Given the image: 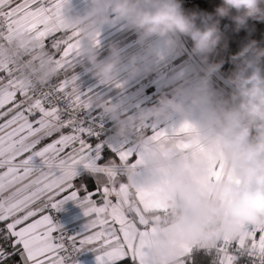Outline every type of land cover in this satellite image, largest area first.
<instances>
[{"label":"snow or ice","instance_id":"snow-or-ice-1","mask_svg":"<svg viewBox=\"0 0 264 264\" xmlns=\"http://www.w3.org/2000/svg\"><path fill=\"white\" fill-rule=\"evenodd\" d=\"M65 3L0 0V42L17 32L32 33L57 67L55 79L35 86L18 66L0 60V110L12 104L0 111V193L14 189L0 198V264H78L75 255L83 248L97 253V264H145V238L156 230L148 227L144 212L163 206L155 192L137 189L142 207L130 209L122 169L140 162L131 147L114 149L118 162H99L103 145L89 139L98 132L78 118L90 107V95L80 90L73 73L79 33L63 26ZM58 33L63 35L55 38ZM66 200L79 204L87 217L81 233L68 235L50 214ZM245 228L244 238L224 237L210 248L196 250L181 242L184 264H208L198 259L200 253L214 257L213 264H237L242 253L253 264H264V227Z\"/></svg>","mask_w":264,"mask_h":264},{"label":"clouds","instance_id":"clouds-1","mask_svg":"<svg viewBox=\"0 0 264 264\" xmlns=\"http://www.w3.org/2000/svg\"><path fill=\"white\" fill-rule=\"evenodd\" d=\"M232 16L237 29L249 18L264 19V0H222L212 13H187L181 0H91L84 14L66 8L63 25L81 35L79 55L101 78L111 80L120 61L115 45L104 60L98 59L97 33L115 16L146 37H189L192 51L207 59L221 42L218 17ZM199 20V23L197 22ZM42 52L40 41L21 33L0 42V60L16 65L23 79L35 86L54 79L57 67ZM27 57V59H25ZM37 57V62H33ZM235 68L228 77L230 94L212 87V75L223 60L208 63L198 81L179 98L162 96L159 104L140 113L143 120L168 110L195 113L192 121L203 152L198 156L156 149L145 157L149 182L161 184L173 210L167 226L204 243L222 237L239 239L244 226L264 227V46L252 40L230 57ZM131 73L137 71L135 55L129 58ZM117 134L127 122L114 110ZM143 142V138H141ZM213 165L219 167L214 172Z\"/></svg>","mask_w":264,"mask_h":264},{"label":"crops","instance_id":"crops-1","mask_svg":"<svg viewBox=\"0 0 264 264\" xmlns=\"http://www.w3.org/2000/svg\"><path fill=\"white\" fill-rule=\"evenodd\" d=\"M15 2L19 3L20 0H15ZM90 5L91 0H66L63 6L62 19L65 8L72 14H84ZM65 30L66 32H78L66 28ZM21 33H27L36 38L34 34L29 32H17L12 38ZM62 35L63 33H58L55 38H59ZM52 39L53 37H50L46 44H50ZM80 39L81 35L79 33L78 57L73 73L78 78L77 83L80 90L90 95V107L86 110L88 112L105 110L110 114L112 121L115 122L111 115L112 110H114L125 121H132L145 128L143 142H128L124 138L105 145L103 138L89 137L91 142L103 145L100 159L104 155L105 146H108V149L111 150L112 156L102 162L103 164L118 162L114 149L118 150L123 145L131 147L138 153L140 162L135 167L130 163L124 164L129 166L127 171L123 172L127 184L132 189L135 199L137 189H148L157 194L160 204L163 206V210L144 212L148 218V227L156 230L155 234L149 232L145 238L148 241L145 252V264H184L186 257L183 250L179 247L181 242L192 246L194 249L210 248L224 237L212 243H204L194 238L186 237L182 233L174 232L167 226V223L162 221L164 211L169 208L168 197L160 183L149 182L145 157L150 153H154L156 149L172 153H190L193 156L200 155L203 152V145L199 142L192 122L195 119V113H180L170 109L158 116L149 115L143 120L140 119V113L148 112L157 106L160 101V94L164 92L165 88H174L169 98H179L182 95H186L199 77L203 75L202 70H200V58L187 48L182 38L179 43L187 52L181 50L178 43H174L172 38L143 36L126 21L113 16L97 33L96 44L99 60L102 61L109 55L112 45H115L120 53V61L113 78L105 80L100 77L95 68L86 59L79 55ZM40 48L42 52L39 55H45L51 59L42 47L41 41ZM133 55L136 57L137 66L135 73L129 71V58ZM212 87L220 94V88L213 81ZM19 98L18 94L17 99ZM11 106L12 104L10 103L6 105L5 109L0 111H6ZM3 122L4 119L0 118V123ZM185 124L188 125V128L181 130ZM157 132H163L164 135L155 137L154 135ZM213 170L214 172H219V167L213 165ZM13 190L9 189L0 193V198L7 197ZM95 199H98V197ZM136 203L139 205L137 199ZM139 206L142 207V205ZM50 214L54 222L61 225L62 230L74 228L76 234L81 233L87 223V217L84 215L83 209L73 200H66L59 209H51ZM126 214L130 219L134 218L132 212H127ZM36 218L39 217L37 216ZM138 227L142 226L138 225ZM244 231L247 235L245 226ZM258 236L259 233H257V239ZM241 238L233 240H240ZM79 252L84 264H97L96 252L90 248L80 249ZM237 264L244 263L241 260H237Z\"/></svg>","mask_w":264,"mask_h":264},{"label":"trees","instance_id":"trees-1","mask_svg":"<svg viewBox=\"0 0 264 264\" xmlns=\"http://www.w3.org/2000/svg\"><path fill=\"white\" fill-rule=\"evenodd\" d=\"M222 3V0H181V5L185 12L187 13H212L215 16V10L217 6ZM235 10H232V13L229 16L218 17L219 19V28L222 34L221 42L217 45L216 49L209 53L208 55H212L217 52H223V64L219 71H217L218 75L222 77L227 83L228 77L233 72L235 65L232 63L230 57L232 54L237 53L246 43L249 41L255 40L261 46H264V19H252L249 18L247 21V25L237 29V26L234 21H232V16L235 15ZM199 23V20L197 21ZM231 23L229 26V30L225 33L224 27L226 24ZM184 40L192 51V41L189 37L183 36ZM193 52V51H192ZM197 55V54H195ZM200 59L202 58L207 63L217 62L219 61L218 57H214L213 59H205L204 57L197 55ZM174 91V88L168 87L164 89V92L160 94V98L162 96H170ZM220 94H223L227 97L230 93L227 91H220ZM104 153L107 155H103L100 159V163L108 160L111 156V150L108 149V146H105ZM89 183H93L89 181ZM200 248H196L199 250ZM19 257H17L18 259ZM198 259L207 260L208 264H213L214 257L207 256L204 253H200ZM120 264H126L125 261H121ZM130 264V262H127Z\"/></svg>","mask_w":264,"mask_h":264},{"label":"built area","instance_id":"built-area-1","mask_svg":"<svg viewBox=\"0 0 264 264\" xmlns=\"http://www.w3.org/2000/svg\"><path fill=\"white\" fill-rule=\"evenodd\" d=\"M181 38L186 44L184 37L181 36ZM178 45L181 50L186 51L180 43H178ZM187 48L189 49L188 46ZM25 59H27V57H25ZM33 62H37L36 57H33ZM200 69L202 70L204 68L200 65ZM53 82H55V80ZM78 118L84 121L85 126L92 127L96 132H98V135L96 137L103 138L105 145H109L116 140L124 138L127 139L128 142H140L141 138H143L145 133L144 127L135 124L132 121H126L128 125L126 132L117 134L116 122L112 121L110 114L105 110H98L94 112L82 110L78 113ZM128 168L129 166L123 165V172H126ZM172 211L173 210L170 208V206L166 211H164L162 216L163 222L167 223L168 217L172 214ZM63 231L68 235L76 234V230L74 228H68ZM75 260L78 261V264H84L83 259L81 257V253L79 251L75 255ZM238 260L243 261L244 264H253V258L247 255L246 253H242Z\"/></svg>","mask_w":264,"mask_h":264},{"label":"rangeland","instance_id":"rangeland-1","mask_svg":"<svg viewBox=\"0 0 264 264\" xmlns=\"http://www.w3.org/2000/svg\"><path fill=\"white\" fill-rule=\"evenodd\" d=\"M232 21H234L233 19H232ZM231 25V23H228V24H226V26L224 27V32L226 33L228 30H229V26ZM190 50V49H189ZM191 52V51H190ZM223 56H224V54H223V52H215L214 54H213V57H212V55L210 54V55H208V59H213L214 57H218L219 58V61H221L222 59H223ZM215 59V58H214ZM195 60L197 61V59L195 58ZM200 61H199V64L203 67V68H205L206 66H207V62H205L202 58L201 59H199ZM201 70V69H200ZM203 70V69H202ZM201 72H203V71H201ZM212 81L213 82H215L216 84H217V86L220 88V91H227V92H231V85L229 84V83H227L222 77H220L219 75H218V73L217 72H215V73H213V75H212Z\"/></svg>","mask_w":264,"mask_h":264},{"label":"water","instance_id":"water-1","mask_svg":"<svg viewBox=\"0 0 264 264\" xmlns=\"http://www.w3.org/2000/svg\"><path fill=\"white\" fill-rule=\"evenodd\" d=\"M128 189H129V197H130V200H131V203H130L129 207L131 209L139 208L140 206L136 203V199H135V196H134V193H133L132 189L129 186H128ZM144 218H145V220L148 223V218L146 217L145 213H144Z\"/></svg>","mask_w":264,"mask_h":264},{"label":"bare ground","instance_id":"bare-ground-1","mask_svg":"<svg viewBox=\"0 0 264 264\" xmlns=\"http://www.w3.org/2000/svg\"><path fill=\"white\" fill-rule=\"evenodd\" d=\"M179 42H181V38L179 37Z\"/></svg>","mask_w":264,"mask_h":264}]
</instances>
